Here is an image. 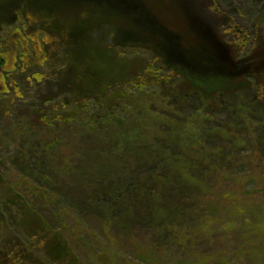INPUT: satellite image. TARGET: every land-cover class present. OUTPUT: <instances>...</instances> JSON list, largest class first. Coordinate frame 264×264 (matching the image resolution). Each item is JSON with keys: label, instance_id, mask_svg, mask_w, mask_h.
Listing matches in <instances>:
<instances>
[{"label": "trees", "instance_id": "1", "mask_svg": "<svg viewBox=\"0 0 264 264\" xmlns=\"http://www.w3.org/2000/svg\"><path fill=\"white\" fill-rule=\"evenodd\" d=\"M210 1L221 21L216 28L191 21L185 0L184 14L179 0H0V264L103 258L80 234L87 219L106 236L147 226L150 251L183 244L221 209L227 188L246 194L248 177L238 174L248 165L249 193L264 196V23L250 35ZM112 27L134 38H111L114 53L149 65L100 79L94 54L76 71L66 52L85 57L89 40ZM155 74L159 80L150 83ZM91 78L95 103L110 102L90 107L93 97L76 91ZM166 86L177 95L168 96ZM126 93L135 102L119 128L109 110L129 101ZM186 96L195 97L189 107ZM56 153L76 161L69 164L78 173L55 167ZM68 185L85 194L69 208L79 218L54 208ZM43 186L50 197L38 194ZM240 205L247 227L240 252L246 263L264 264V205Z\"/></svg>", "mask_w": 264, "mask_h": 264}, {"label": "rangeland", "instance_id": "2", "mask_svg": "<svg viewBox=\"0 0 264 264\" xmlns=\"http://www.w3.org/2000/svg\"><path fill=\"white\" fill-rule=\"evenodd\" d=\"M187 2V6H189V17L191 21L201 20L203 23L210 25L212 28H216V25L221 23L219 17L212 13L210 7L212 2L210 0H185ZM216 4L220 7L221 11L225 15H234V20L237 24H240L242 30H245L246 33L252 34L256 28H259V25L264 23V0H215ZM180 5H177V12L180 14H184L186 12V7H184L185 3L183 0H179ZM181 7V8H180ZM262 10L260 13L259 11ZM175 17V14L173 13ZM178 18V15H176ZM188 27V26H186ZM190 28L193 29L190 25ZM118 36L128 38V41H133L134 38L127 35L126 32L118 33L115 27L111 29H103L100 33L96 34L89 40L88 45L85 48L86 55L84 57L83 53H78L72 55L68 50L66 54L68 55L72 66L76 69H79L81 62H85L89 58L94 56V54L100 58L101 67L99 69V78L101 79L102 75L105 72H115V71H133L138 70L143 66H148L149 64L145 63V59L135 56L129 59L119 58L116 53L111 49V38L112 40ZM151 52V50H147ZM151 54V53H150ZM59 61L60 58H57ZM83 60V61H82ZM112 63V64H111ZM52 67V66H51ZM59 67V66H57ZM160 75L155 74L150 79L149 82L153 83L158 81ZM97 81V77H95ZM76 91L81 89L84 91V94L92 96L94 99V104L89 102V106H97L101 101L110 98H100L98 102L95 103L96 99L95 94H97V90L95 86H93V79H87L86 82L83 81L75 85ZM165 90V93L168 96H176L177 92L172 91L169 86L161 88ZM160 88H155L153 93H158ZM59 93V91L54 92ZM147 95V93H143ZM116 95H118L116 93ZM126 98L129 101L120 100V103L115 107H121L124 109L122 114H119L115 111V108L109 110V114L113 117V123L121 128L124 123L130 121L131 115L128 113L131 108L133 100L135 102V94L134 93H126ZM114 97V96H113ZM182 101L184 106H188L189 104L195 101V97L186 96ZM112 104V102H111ZM188 112V108L184 111L180 112V115L183 116ZM219 118V117H217ZM180 119H186L185 117H181ZM8 147V151L12 153V149L14 143L9 142L6 145ZM121 149V148H118ZM75 154L74 152H71ZM245 155V154H243ZM76 156V154H75ZM78 157V154H77ZM3 158V156H2ZM77 166V162L74 160H69L68 156L64 154L59 155L56 153L52 162H54L55 167H64L72 168L75 173H78V168L76 169L69 164ZM10 167V166H9ZM253 166L248 165L245 166L243 172L238 174V176H246L248 177L247 186H244V193L239 192L237 194L238 188L230 186L229 191L227 192L222 199L218 201L219 208H221L216 215L211 216L209 218L211 221L207 226H204L202 230L193 232L191 236L188 237V241L183 244H174L170 242L165 246L159 245L157 248L152 249L150 246L154 244L153 239V231H150L149 228L146 227H138L136 232L133 234L127 232L123 228L118 229L115 228L109 230L107 236L104 233V228L97 222H91L90 219L81 221L83 230L80 231V234L83 236V240H88L89 246H92L94 249L95 255L97 253L104 254L103 258H97V261H87L83 258H80L81 261H68L67 264H249L246 263L245 258L241 251V242L242 240L241 234L244 230H247V227L243 225L241 220V210L237 207V203L241 204L240 208L244 210H249L251 208L259 205H264V196L261 197V193L252 194L249 191H255L251 182V175L253 171ZM258 167V165H256ZM12 173H16L14 169H11ZM9 172V171H8ZM259 176V175H258ZM11 181V179H9ZM69 186V185H68ZM67 186V187H68ZM65 187L64 192L60 193L61 197H56V204L54 208L64 209L68 211L70 217H78V211L73 210V215L70 214L69 208L72 205H75L77 202L83 199L85 196L84 193L78 192L73 189L74 187L67 188ZM262 190H264V185L260 186ZM263 187V188H262ZM69 189V190H68ZM71 193V194H70ZM38 194L47 195L50 197L53 193L46 189L45 186L38 188ZM58 194V193H57ZM59 195V194H58ZM75 207V206H74ZM72 207V208H74ZM52 207V209H54ZM76 211V212H75ZM55 212H51L53 214ZM46 215V213H45ZM81 215V213H80ZM85 215V214H84ZM238 215H240L238 218ZM47 217V216H46ZM237 218L236 223L234 222ZM72 219V218H71ZM67 222L68 227H72L70 218ZM225 223L231 224V228H226ZM235 223V224H234ZM117 230L119 232H117ZM116 233H114V232ZM155 232H158V229L154 228ZM227 231L228 233H225ZM232 233V234H231ZM162 231V235H163ZM249 235V232L246 236ZM240 238H238V237ZM254 236L251 235L249 240H251ZM232 248V251L229 249ZM225 252V254H224ZM88 253V252H87ZM211 257L212 261H204L207 258ZM101 259V261H100ZM70 262V263H69Z\"/></svg>", "mask_w": 264, "mask_h": 264}]
</instances>
